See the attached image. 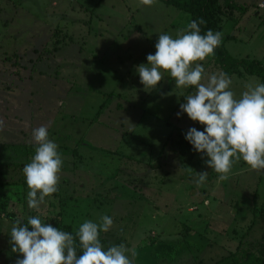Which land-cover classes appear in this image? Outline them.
Listing matches in <instances>:
<instances>
[{"label": "rangeland", "instance_id": "obj_1", "mask_svg": "<svg viewBox=\"0 0 264 264\" xmlns=\"http://www.w3.org/2000/svg\"><path fill=\"white\" fill-rule=\"evenodd\" d=\"M189 18L161 0H0V264L22 258L10 244L11 214L54 227L59 219L75 233L108 215L114 223L101 231L104 248L125 244L134 264H214L264 244V171L241 159L221 180L185 139L189 128L204 126L177 116L195 88H177L165 72L145 89L136 71L159 34L175 38ZM244 22V38L259 32L229 48L254 56V47L264 50V9H251ZM224 26L223 35L234 32L233 19ZM200 63L209 74L225 73L212 55ZM227 76L237 98L247 84L262 83ZM41 125L63 167L59 190L37 211L28 207L22 169ZM203 171L207 179L197 185Z\"/></svg>", "mask_w": 264, "mask_h": 264}, {"label": "clouds", "instance_id": "obj_2", "mask_svg": "<svg viewBox=\"0 0 264 264\" xmlns=\"http://www.w3.org/2000/svg\"><path fill=\"white\" fill-rule=\"evenodd\" d=\"M152 6L155 0H140ZM264 7V5H261ZM204 18L192 20L186 28L177 31L175 38L161 33L154 54L147 55V63L136 66L145 89H155L170 74L177 88L194 87L180 104V112L204 126L191 127L185 133L195 151L207 157L205 163L221 180L228 179L234 164L241 159L253 170L264 171V83L247 84L240 98L231 89L232 80L226 73L206 72L202 61L214 55L223 33L208 29L201 34ZM4 121L0 120V130ZM38 145L31 162L22 171L29 189L28 207L39 211L45 198L56 193L63 167L58 144L49 138L48 128L41 125L32 130ZM191 172V167L188 169ZM208 171L199 172L197 185L203 184ZM114 221L103 215L100 223L83 222L75 236L45 223L40 216H29L14 221L10 231L12 251L22 254L15 264H134L136 252L125 244L104 248L101 231L108 232ZM77 238L82 254H77Z\"/></svg>", "mask_w": 264, "mask_h": 264}, {"label": "trees", "instance_id": "obj_3", "mask_svg": "<svg viewBox=\"0 0 264 264\" xmlns=\"http://www.w3.org/2000/svg\"><path fill=\"white\" fill-rule=\"evenodd\" d=\"M167 5H172L181 11L188 12L190 15L189 22L197 20L202 17L207 22L200 25L201 34H206L208 29L218 31L221 18L218 13L219 3L218 0H161ZM215 61L219 63L220 67L227 75L238 73L239 69H243L247 74L256 75L264 83V63L255 58H236L233 57L228 49L225 47L223 41L219 47L215 49L214 55ZM11 219L17 220L14 215L11 214ZM24 223L26 221L23 220ZM57 227L61 230L72 233L75 236V232L71 224L64 223L59 219L55 221ZM101 240V239H100ZM77 254H82V249L79 246V240L77 238ZM214 264H264V244L260 243L257 248V252L248 248L247 250H237L225 256Z\"/></svg>", "mask_w": 264, "mask_h": 264}, {"label": "crops", "instance_id": "obj_4", "mask_svg": "<svg viewBox=\"0 0 264 264\" xmlns=\"http://www.w3.org/2000/svg\"><path fill=\"white\" fill-rule=\"evenodd\" d=\"M263 1L264 0H218L219 8L217 11L221 18L218 31L223 33L226 20L227 21H231V19L234 20V26H233L234 32L224 34L222 39L225 47L228 49V51L233 57L255 58L260 60L261 62H264L263 49H260V51H258L257 48L254 47L256 53L253 54L254 56H251L250 53L246 55H242V53L239 55H235L232 53L231 49L229 48V47H234L235 50L237 51L239 50L240 43H244L243 45H245V43L248 44L249 42H252L256 33L259 32L260 27L258 26L256 27V30L254 31L255 33L250 38L248 39L244 38V36H246L245 33L247 32L248 29L246 22H244V17L251 9H253L256 14H259V10L264 9V7H261V3ZM262 39L264 40V38ZM243 71L239 69V72L237 74L242 75L243 78L244 77L246 78V75H250L247 74L245 71L244 72Z\"/></svg>", "mask_w": 264, "mask_h": 264}, {"label": "built area", "instance_id": "obj_5", "mask_svg": "<svg viewBox=\"0 0 264 264\" xmlns=\"http://www.w3.org/2000/svg\"><path fill=\"white\" fill-rule=\"evenodd\" d=\"M261 5H264V1L261 3Z\"/></svg>", "mask_w": 264, "mask_h": 264}]
</instances>
